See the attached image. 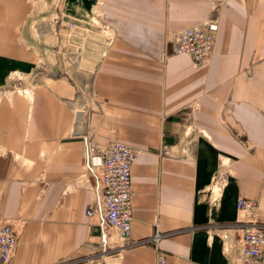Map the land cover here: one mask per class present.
<instances>
[{"label":"crops","instance_id":"0c3cea01","mask_svg":"<svg viewBox=\"0 0 264 264\" xmlns=\"http://www.w3.org/2000/svg\"><path fill=\"white\" fill-rule=\"evenodd\" d=\"M217 2L208 58L193 64L171 52L173 31L200 23ZM95 6L99 24L80 15ZM61 14L109 31L89 100L85 71L48 63L29 98L17 90L9 99L4 87L44 60L30 45V0H0V219L18 231L9 264H154L152 243L137 241L156 228L167 264H231L236 198L256 200L264 224V0H63ZM74 104L95 140L139 148L130 166L136 241L121 249L101 251L97 218L85 213L90 174L77 132L86 127ZM220 158L226 181L214 193Z\"/></svg>","mask_w":264,"mask_h":264},{"label":"built area","instance_id":"2783aa9c","mask_svg":"<svg viewBox=\"0 0 264 264\" xmlns=\"http://www.w3.org/2000/svg\"><path fill=\"white\" fill-rule=\"evenodd\" d=\"M218 4L217 2L212 5L207 17L200 23L173 31L170 38L171 52L185 54L193 64L202 63L208 58L218 29ZM63 25L68 31L66 41L69 40L70 33L71 39L75 40L82 33L81 38H85L91 31L77 26L72 21H65ZM104 39L107 43L109 37L105 36ZM71 41L68 45L80 46ZM67 48L68 46L65 45L64 50L66 51ZM165 55L166 53L162 52L161 58ZM38 67H43V63L39 61ZM21 91L23 95L29 97V88H23ZM75 119L78 121V118ZM79 120L86 127L77 132L82 146V175L86 171L90 174V200L86 205L85 213L88 216L95 215L97 218L101 251H105L109 246L113 249H121L136 241L131 240L129 235L132 194L130 166L139 148L108 135L103 136V141H97L94 138L95 132L86 125V114ZM163 147V151L167 152V147L165 145ZM226 163L227 159H219L216 176L210 185V190L214 193H218L225 184ZM235 206L241 215L226 225L227 228H236L239 231L235 245L236 257L231 264H264V224L258 222L256 200L238 196ZM17 233L12 223L0 219V264H9L15 250ZM161 235L162 233L156 228L146 240L137 241L152 243L154 264H167L164 251L158 247ZM223 237L226 238L227 235L224 234ZM227 247L226 241L223 249L227 250Z\"/></svg>","mask_w":264,"mask_h":264},{"label":"rangeland","instance_id":"374dc122","mask_svg":"<svg viewBox=\"0 0 264 264\" xmlns=\"http://www.w3.org/2000/svg\"><path fill=\"white\" fill-rule=\"evenodd\" d=\"M62 1L63 0H30V15L27 20L31 30L30 40H32V43H30V45L35 50L40 51L41 57L44 60L42 61L43 65L48 63L52 71L61 72L66 69V67L79 69L86 72L88 75L86 80L89 83V80L91 81L92 78L91 74L94 66L96 65V61L106 44L104 37H109V31L105 28L103 30H94L88 25H83V21H81L83 24H80L73 19L64 18L61 14ZM95 9L98 13L97 6H95L93 7L92 11L89 10V12L80 13V15H86L87 18L90 17L91 22L96 23L92 19ZM61 19L73 21L78 26L88 28L91 31H89L85 38H81V36H83L82 33L79 35L80 37L76 38L75 40L71 39L72 35L70 33L68 35L69 40L66 41V33L68 31L65 27H61L59 25ZM99 28L101 27L99 26ZM59 35L63 37L64 40H62L63 45L61 46L60 50L57 51L56 37ZM71 40H73L75 44L78 43L80 45V48H77L76 52L74 51V47L71 49V46L68 45L70 42H72ZM65 45L68 46L66 51L64 50ZM69 49L72 52H70ZM43 69L44 67H37V69L26 76L20 75L15 81L16 86L14 88L4 87L3 90H6L5 96L9 99H12L14 93L17 90L22 93L21 90L23 88H29L33 82L38 80V78L44 74ZM90 90L89 83L88 88L84 90V94H82L80 91H78V93L82 94L84 99L89 100Z\"/></svg>","mask_w":264,"mask_h":264},{"label":"bare ground","instance_id":"6f19581e","mask_svg":"<svg viewBox=\"0 0 264 264\" xmlns=\"http://www.w3.org/2000/svg\"><path fill=\"white\" fill-rule=\"evenodd\" d=\"M92 19L96 22V23H99L100 22V17H99V15H98V13L97 12H94V16L92 17ZM65 21H69V20H65V19H61L60 20V22H59V25L62 27H65L64 25H63V22H65ZM73 22V21H72ZM76 24V23H75ZM77 25V24H76ZM78 26V25H77ZM66 28V27H65ZM103 29H104V27H103ZM77 30L79 31L80 29L79 28H77ZM70 46H71V49L74 47V48H79L78 46H76V45H73V44H70ZM74 51H76L75 49H74ZM25 97H28V96H26V95H24ZM29 98V97H28ZM74 108H75V118H78V119H80L81 117H83L84 116V114H86V109L85 108H83L82 106H80V105H77V104H74ZM131 181V180H130ZM132 189V188H131ZM132 195V194H131ZM131 219V218H130Z\"/></svg>","mask_w":264,"mask_h":264}]
</instances>
